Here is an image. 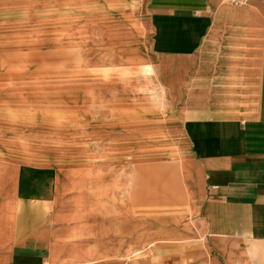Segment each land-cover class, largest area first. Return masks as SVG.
Instances as JSON below:
<instances>
[{"label": "crops", "instance_id": "1", "mask_svg": "<svg viewBox=\"0 0 264 264\" xmlns=\"http://www.w3.org/2000/svg\"><path fill=\"white\" fill-rule=\"evenodd\" d=\"M62 55L83 56L91 68L108 58L118 71L148 60L156 80L163 65L180 151L155 166L175 172L179 198L162 197L178 210L142 219L134 179L127 229L123 207L110 227L107 212L92 220L68 191L76 178L29 161L28 129L13 125L27 126L28 101L6 91L29 89L46 70L13 59ZM106 169L121 171L127 202L124 168ZM49 176L55 185L44 195ZM128 259L264 264V0H0V264Z\"/></svg>", "mask_w": 264, "mask_h": 264}, {"label": "rangeland", "instance_id": "2", "mask_svg": "<svg viewBox=\"0 0 264 264\" xmlns=\"http://www.w3.org/2000/svg\"><path fill=\"white\" fill-rule=\"evenodd\" d=\"M98 60L99 68H91L83 56L13 59V65H39L46 73L38 79H29L27 90L6 92L28 101L27 126L13 125L28 129L29 161L54 166L60 177L76 178L68 191L77 196L78 204L92 220L107 212L109 217L103 221L111 227L117 223L116 215L123 207L127 229L134 179L140 191L138 204L142 219H148L149 214H162L171 207L176 211L181 205L179 201L169 202L166 207L162 195L171 193L179 198L175 177L170 178L175 172L155 166L157 162L174 161L180 151L179 139L168 129L170 108L164 99L169 75L162 65L156 80L148 60L123 61L138 65L137 70L124 71L113 69L108 58ZM171 76L179 81V74ZM110 162L124 168L125 203L118 195L122 191L121 171L106 169ZM51 177H45L48 182L44 195H50L54 188ZM167 182L170 184L166 185ZM61 184H65L64 179ZM145 244L143 241L142 249L136 252L140 263L148 257ZM126 261L133 263L132 259Z\"/></svg>", "mask_w": 264, "mask_h": 264}, {"label": "built area", "instance_id": "3", "mask_svg": "<svg viewBox=\"0 0 264 264\" xmlns=\"http://www.w3.org/2000/svg\"><path fill=\"white\" fill-rule=\"evenodd\" d=\"M227 3L231 4V5H239L241 4L243 1L245 0H225Z\"/></svg>", "mask_w": 264, "mask_h": 264}]
</instances>
